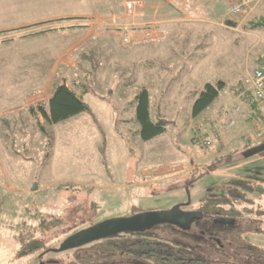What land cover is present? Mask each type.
I'll use <instances>...</instances> for the list:
<instances>
[{
  "label": "rangeland",
  "instance_id": "374dc122",
  "mask_svg": "<svg viewBox=\"0 0 264 264\" xmlns=\"http://www.w3.org/2000/svg\"><path fill=\"white\" fill-rule=\"evenodd\" d=\"M157 1L182 21L169 26L181 27L168 28L160 40L124 44L117 25L127 21L123 0H92L80 20L103 21L71 31L72 42L83 40L72 49L73 65L66 70L51 72L46 65L45 72L22 73L14 45L0 47L9 64L0 68V264L66 260L72 250L62 244L101 221L175 207L197 212L204 202L205 215L189 226L159 223L141 233L202 260L258 264L242 248L264 249V151L242 154L245 143L253 148L264 140V131L240 121L246 112L237 93L252 91L251 74L264 55V0H249L250 10L237 17L228 14L237 0ZM161 60L164 71L157 67ZM219 79L220 94L193 116L195 92ZM59 81L86 84L83 100L90 110L49 124L29 108L45 102ZM143 87L153 120L168 122L151 140L140 137L135 117V96ZM222 107L229 108L233 126H219L218 136L196 147L198 125L216 123ZM248 176L251 190L236 188L241 199L235 203L227 185ZM232 206L234 214L217 210ZM34 240L41 249L16 257Z\"/></svg>",
  "mask_w": 264,
  "mask_h": 264
},
{
  "label": "trees",
  "instance_id": "16d2710c",
  "mask_svg": "<svg viewBox=\"0 0 264 264\" xmlns=\"http://www.w3.org/2000/svg\"><path fill=\"white\" fill-rule=\"evenodd\" d=\"M225 22L227 24L233 23L231 19L225 20ZM74 27L79 28L78 25ZM262 61L263 56L257 60L255 66L259 65ZM72 84L73 86H69L63 81H59L58 83L53 82L47 100L45 102L39 101L29 109L35 112V114L38 113L49 124H59L61 121L82 114V112H89L90 108L83 100L84 94L89 92L88 86L75 82H72ZM79 87L81 90L77 92ZM223 87L224 81L221 79L215 84L211 82L204 84L199 91L195 92L196 98L193 101L191 114L197 116L198 113L206 109L211 101L220 94V89ZM239 89L237 94L240 95V101L244 103V110L246 112L240 121L249 127L252 125L251 122L253 120L261 121L263 119L264 111L260 106H257V101L252 97V91H245L242 88ZM149 97L150 95L147 89L143 87L135 96L134 100V104L136 105L135 117L140 128L138 133L143 140H151L152 137L163 134L166 130L165 126L168 123L165 118H158L156 121L153 120ZM39 128L44 131L41 125ZM244 149L243 152L250 149V145L245 143ZM234 150L238 149L236 148ZM251 182L253 183L251 176L246 177L244 180H231L227 185L229 188L227 194L234 198L236 203L241 199L236 192L237 189L243 188L244 190H251ZM241 202H243V198ZM208 208V202H204L201 204L200 210ZM218 208L216 209L221 212L228 211L229 214H234L235 212L233 206L229 209ZM141 232H122L111 235L110 237L89 241L86 244L71 248L70 250L72 252L66 255V260H55L54 262H47L46 264H249L247 261L237 263L233 261L214 262L205 259L202 260L193 255L190 256L181 249L179 250L170 242L160 241ZM41 248V242L34 240L26 244L15 255L16 257L27 255ZM242 251L245 253V256L250 257L252 255L254 257L253 260L256 262H260L262 257H264V249L262 248H242Z\"/></svg>",
  "mask_w": 264,
  "mask_h": 264
},
{
  "label": "crops",
  "instance_id": "0c3cea01",
  "mask_svg": "<svg viewBox=\"0 0 264 264\" xmlns=\"http://www.w3.org/2000/svg\"><path fill=\"white\" fill-rule=\"evenodd\" d=\"M167 1L169 2V0ZM144 2L143 10L145 11L143 12L145 15L137 24L140 25V28L141 26L144 28L149 26L147 23L154 22L156 31L154 38L139 39L133 44L167 37L166 31L173 27L169 26L170 22L180 21V19H175L173 9L164 7L160 1L144 0ZM123 4L124 2L122 10ZM170 4L173 5V2ZM90 5H93L92 0H0V47L6 46L8 49L14 45L13 51L16 52L17 58L15 55L14 57L18 60L15 63L16 68L22 73H28L31 68L33 73H42L46 71L43 69L46 65L49 66L47 71L66 70L73 65L72 49L83 40L82 36L78 41L73 40L72 42L69 34L78 28L74 26L93 27L103 21L102 18L80 20L84 17L83 8ZM148 10H150V15L147 13ZM115 14L113 13V15ZM90 24L94 25L90 26ZM67 26L71 27L69 31H63V28H67ZM180 27V25H176L173 29ZM73 32L75 35V31ZM18 42L19 44H16ZM55 55H58L57 59L54 57ZM34 57V61L30 62L29 58L33 59ZM3 59L7 63L0 56V68L8 69V61L6 58ZM164 60L157 62L159 70L166 69L165 64H162ZM149 61L148 64L151 65L154 59L151 58ZM150 69L152 68L150 67ZM51 88L46 95L47 98Z\"/></svg>",
  "mask_w": 264,
  "mask_h": 264
},
{
  "label": "built area",
  "instance_id": "2783aa9c",
  "mask_svg": "<svg viewBox=\"0 0 264 264\" xmlns=\"http://www.w3.org/2000/svg\"><path fill=\"white\" fill-rule=\"evenodd\" d=\"M124 11L125 17L127 21L124 23H120L117 25L121 26L119 30L120 37L122 42L125 43H133L137 42L139 39L148 40L154 38V34L156 31V23L150 22L148 27H141L134 30L137 22H135V18L142 14L143 9L145 8L144 1L142 0H124ZM249 0H237L232 1L228 7V14L230 17H237L243 14L245 11L250 10L249 8ZM128 18L129 21H128ZM113 22V21H112ZM115 23V22H114ZM137 28V27H136ZM264 54V52H263ZM251 89H252V97L257 101L261 109L264 111V55L263 61L253 68L251 74ZM244 117V116H243ZM235 122L234 117L231 115L228 107H222L221 115L218 118L216 123H206L199 124L196 134L193 137V141L196 147H205L210 143V136H218L219 126H223L224 128H230L233 126ZM253 129L254 131H264V116L261 121L253 120Z\"/></svg>",
  "mask_w": 264,
  "mask_h": 264
},
{
  "label": "water",
  "instance_id": "95a60500",
  "mask_svg": "<svg viewBox=\"0 0 264 264\" xmlns=\"http://www.w3.org/2000/svg\"><path fill=\"white\" fill-rule=\"evenodd\" d=\"M264 151V142L257 144L256 147L246 150L242 156L248 157ZM32 189H36L33 186ZM200 212H184L180 207H175L167 212L144 213L133 215L127 218H115L108 221H101L87 229L78 231L75 235L69 237L64 244L63 249L77 247L78 245L86 244L89 241L99 240V238L110 237L114 234L122 232L143 231L159 223H174L189 226L194 219L201 218ZM220 222H231L230 220L221 219Z\"/></svg>",
  "mask_w": 264,
  "mask_h": 264
},
{
  "label": "flooded vegetation",
  "instance_id": "af4514ba",
  "mask_svg": "<svg viewBox=\"0 0 264 264\" xmlns=\"http://www.w3.org/2000/svg\"><path fill=\"white\" fill-rule=\"evenodd\" d=\"M262 142H264V140H262L260 143H262ZM260 143H258V144H260ZM181 210V209H180ZM207 209H205V210H200L199 209V211H197V212H200L201 213V218L200 219H202L203 218V216L205 215L204 214V211H206ZM217 213V212H216ZM227 220V219H226ZM231 221V220H230ZM230 223H233V221H231ZM55 261V260H54ZM54 261H52V260H50V261H47V262H54ZM249 264H252L250 261H247ZM256 262V261H255ZM258 264L260 263V264H263V263H261V262H257Z\"/></svg>",
  "mask_w": 264,
  "mask_h": 264
}]
</instances>
